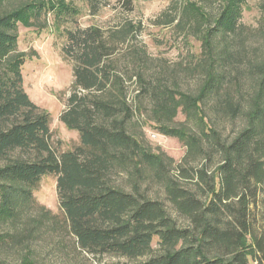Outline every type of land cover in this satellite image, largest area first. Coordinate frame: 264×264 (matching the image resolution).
Returning a JSON list of instances; mask_svg holds the SVG:
<instances>
[{"label":"trees","instance_id":"1","mask_svg":"<svg viewBox=\"0 0 264 264\" xmlns=\"http://www.w3.org/2000/svg\"><path fill=\"white\" fill-rule=\"evenodd\" d=\"M85 1L94 14L103 4ZM206 2L186 0L164 21L199 43L195 59L169 72H149L141 48L123 56L132 68H119V45L138 29L129 22L66 31L73 83L59 121L79 145L61 151L49 114L23 90L17 31L75 12L63 0H0V251L21 248L20 264H33L29 244L49 234L118 259L107 264H264V0L255 27L240 21L246 0ZM144 126L183 145L178 164L152 150ZM47 175L60 215L33 196ZM149 182L163 199L148 197Z\"/></svg>","mask_w":264,"mask_h":264},{"label":"rangeland","instance_id":"2","mask_svg":"<svg viewBox=\"0 0 264 264\" xmlns=\"http://www.w3.org/2000/svg\"><path fill=\"white\" fill-rule=\"evenodd\" d=\"M63 1L74 10V16L55 19L53 13H48L45 17L47 28L43 30L19 25L17 50L27 55L21 66L23 90L33 104L49 114L54 142H59L61 151H67L79 145V136L76 131L66 129L59 121L61 112L66 108V99L73 83L71 62L62 54V48L66 43V31L90 26L108 30L129 22L138 29L128 36L125 43L119 45L114 59L120 60L119 68L123 69L125 66L130 69L132 67L129 60H123V56L131 49H144L151 61L149 69L151 73L157 71L158 66L169 72L176 66L195 59L199 54V43L193 38H186L173 26L174 24H164L167 16L175 14L174 8L186 0H132L131 10L126 9L123 0H102L103 4L95 14L90 11L85 0ZM187 1L200 5L207 3L206 0ZM214 7L216 9V6ZM259 19L257 0H246L242 7L241 23L255 27ZM180 76L183 87L194 86V80H186ZM126 88L128 99L131 101L137 93L138 85L132 79L126 82ZM176 121H183V116L178 115ZM142 130L153 151L163 152L173 159L174 164L180 162L185 153L181 143L157 134L147 126ZM172 173L175 174L174 171ZM116 181L122 183L119 178ZM144 191L152 199H163L161 188L152 182L145 186ZM33 196L37 205L43 206L52 214L60 215L54 176L47 175L41 178L33 191ZM251 220L255 228H260L258 207L252 208ZM73 242V238L67 235L59 241L57 236L51 237L46 234L29 244L31 251L25 254L33 264H107L118 260L104 256L100 261V257H93L76 249ZM23 255L21 248L0 251V264H20Z\"/></svg>","mask_w":264,"mask_h":264}]
</instances>
